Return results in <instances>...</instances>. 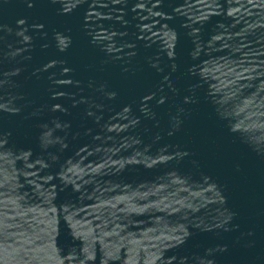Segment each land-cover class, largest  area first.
<instances>
[{
	"label": "water",
	"instance_id": "water-1",
	"mask_svg": "<svg viewBox=\"0 0 264 264\" xmlns=\"http://www.w3.org/2000/svg\"><path fill=\"white\" fill-rule=\"evenodd\" d=\"M0 264H264V0H0Z\"/></svg>",
	"mask_w": 264,
	"mask_h": 264
}]
</instances>
